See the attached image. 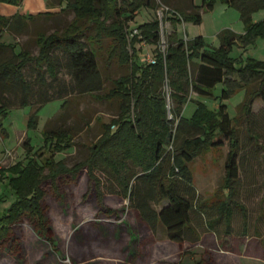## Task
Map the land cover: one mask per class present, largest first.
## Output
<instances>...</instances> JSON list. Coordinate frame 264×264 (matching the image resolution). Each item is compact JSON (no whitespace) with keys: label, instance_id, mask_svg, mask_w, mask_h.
<instances>
[{"label":"trees","instance_id":"1","mask_svg":"<svg viewBox=\"0 0 264 264\" xmlns=\"http://www.w3.org/2000/svg\"><path fill=\"white\" fill-rule=\"evenodd\" d=\"M221 1L239 12L245 28L244 35L225 30L220 33L218 48L208 47L201 36L183 41L174 31L175 24L186 21L200 24L198 11L212 10L213 0H201L200 6L193 5V10L197 12L167 10L165 20L173 30L167 36L164 56L158 50L154 51L153 65L138 63L134 45L144 41L158 46L161 40L159 21L154 19L138 26L140 39L137 36L129 39L128 34L132 29H126L140 6L154 9L151 0H66L63 11L73 13L71 21L61 31H53L48 35L37 33L34 38L36 55L24 49L15 52V44H4L1 37L8 30L21 31L27 22L42 15L23 19L19 16L7 18L0 14V52H10V57L0 62V92L17 91L20 94L18 108L37 105L29 117L28 127L35 128L36 113L44 104L72 94H92L97 100L107 103L116 101L119 109L117 116L110 119L109 123L100 124V135L86 147L88 154L83 161L67 167L63 161H55L51 154L38 162L34 157L36 153L32 155V147L27 142L23 144L29 155L26 163H16L5 171L0 169L7 181L2 189L10 190L15 198L0 213V246L6 242L13 228L26 220L56 248L51 229L44 221L46 192L43 185L50 182L55 188L59 179H75L81 171H85L92 184L96 201L105 217L113 212L103 206V188L107 190L108 187H104L99 174L116 188L112 191L114 195L128 201L129 210L149 231L155 232L157 226H162L170 243L181 245L186 234L193 236L195 231L190 223V214L206 216L211 207H215L217 216L206 221L209 233L215 236V228L221 225L224 236L229 237L233 213L238 211L242 219L241 236L247 234L246 208L234 200L238 194L236 185L243 148L236 127L241 119L247 120L252 114L255 100L264 103V62L248 59L244 65L235 66L226 55L236 41L264 35V21L252 22V15L264 9V0ZM21 2L0 0V3L14 6ZM90 30L94 32L91 39H108L111 43L108 56L117 58L121 66L127 67V73L112 80V87L102 93L103 82L97 69L96 51L89 46L92 43L83 41L85 38L90 39L87 35ZM128 47L133 50L131 54ZM57 52L64 56V64L55 55ZM61 68L72 80L71 86L59 85ZM27 71L34 76H27ZM46 78L59 85L55 93H43L44 87L51 86ZM221 83L226 87L219 94L220 103L215 110L208 109L203 102L195 101L192 115L189 118L183 116L184 106L193 101L191 94L197 97L210 96L211 90ZM164 84L170 89L169 108ZM36 85L39 88L38 97L32 103L30 97L35 95L33 87ZM240 89L245 91V100L240 104V115L233 121L226 112L224 102ZM10 109L0 100V126L1 118ZM0 134L4 132L0 130ZM258 138L248 129L249 145L255 148ZM44 139L45 146L54 153L74 147L73 135L64 129H45ZM222 140H226L228 145L221 187L226 194L209 204H195L196 190L188 165L202 151L221 148ZM164 201L167 204L156 211L154 205ZM128 245L135 248L128 253L130 262L138 255L139 241L132 239ZM194 264H202V261Z\"/></svg>","mask_w":264,"mask_h":264},{"label":"rangeland","instance_id":"2","mask_svg":"<svg viewBox=\"0 0 264 264\" xmlns=\"http://www.w3.org/2000/svg\"><path fill=\"white\" fill-rule=\"evenodd\" d=\"M153 8L140 6L133 20L127 23L126 29H134L154 19L159 21L161 39L166 50L167 36L173 30L166 21L167 10H178L184 13L197 12L193 5L200 6L201 0H151ZM65 8V7H64ZM201 23L191 21L178 22L174 26L179 39L189 41L197 36L204 39L211 48L220 45V33L229 30L237 35H244L245 28L240 20L239 12L227 6L221 0H213L212 10H199ZM41 17L29 21L21 31L8 30L2 34L1 42L15 44V51L19 48L27 50L32 55L37 54L34 38L37 33L44 35L53 31H61L73 17L69 10L57 13H42ZM47 15V16H44ZM35 17V16H34ZM264 21V9L252 15V22ZM90 39H84L97 54V69L102 80L101 93L112 87L111 81L127 73V67L121 66L117 58H110V41L106 38L91 39L92 30L87 32ZM137 36L140 39L139 35ZM133 36H131V39ZM17 44L19 46H17ZM139 64H148L146 56L154 58L156 45L140 41L134 45ZM128 52H133L128 47ZM165 54V52H164ZM60 63L65 59L62 53L55 54ZM10 52H0V62L7 60ZM226 57L235 66L244 65L248 59L264 62V35L252 37L244 41H236L227 52ZM27 76H34L27 71ZM59 85L68 87L72 80L61 68L58 74ZM51 86L44 87L43 93H55L59 85L46 78ZM225 84L221 83L211 90L207 97H197L191 94L193 101L187 102L183 109V116L189 118L195 109V101L205 103L208 109L215 110L220 103L219 94ZM35 95L30 97L36 102L39 88L34 86ZM40 88V91H42ZM167 107L171 105L170 89L163 85ZM13 92V91H12ZM99 92V93H100ZM20 94L17 91L0 92V100L11 107L1 118L0 130V169L6 170L16 163L25 164L29 155L23 148L24 143L32 147V155L38 162L41 159L54 156L55 161H63L67 167L83 161L87 157L86 147L90 146L100 135L101 123H109L117 116L119 109L116 101L107 103L99 101L92 94H72L62 99H54L44 104L36 113L35 128L28 127L29 117L34 113L37 105L18 108ZM245 100L243 89L235 91L224 102L226 112L234 121L240 115L239 107ZM64 106L62 107V104ZM64 129L74 137V147L61 153H54L45 146V129ZM237 136L243 148L239 158V181L236 185L235 201L245 206L247 211L248 232L242 237V219L238 211L233 213L231 235L225 237L223 226L215 228V236L209 233L205 226V219L217 216L215 207H211L209 214H190V223L195 233L186 234L181 245L167 241L164 228L157 226L155 232L137 220L135 214L129 210L128 201L123 200L112 191L116 188L99 174L104 185L103 206L112 210L113 214L105 217L96 201L92 184L88 181L85 171H81L75 179L64 177L59 179L54 188L50 182H45L44 221L51 229L56 248L34 230L33 225L24 220L16 225L12 233L0 246V264H264V103L255 100L252 114L247 120L241 119L237 125ZM248 129L258 135L257 146L248 143ZM228 151L226 140H222L221 148H210L202 151L194 161L188 165L193 177L197 200L195 204L211 203L223 198L226 192L221 187L224 179L225 156ZM41 155V158L40 156ZM5 175L0 173V213L14 201V194L7 188ZM167 204L166 201L154 205L159 211ZM207 209V208H206ZM209 217V218H208ZM139 241L138 255L128 259V253L135 248L128 245L129 241ZM128 245V247H127ZM127 247V249H126ZM260 257L259 260L254 259Z\"/></svg>","mask_w":264,"mask_h":264},{"label":"crops","instance_id":"3","mask_svg":"<svg viewBox=\"0 0 264 264\" xmlns=\"http://www.w3.org/2000/svg\"><path fill=\"white\" fill-rule=\"evenodd\" d=\"M65 5H66V0H22V2L18 6L0 3V14L7 18L19 16L23 19H26L28 16L36 17L37 15L42 14V13H53V14L58 13L59 14L64 9ZM17 46L19 45L17 44ZM19 51H20V48H19ZM195 214H196L195 215L196 218L199 219L200 218L199 213H195ZM207 220L209 219H205V226H206ZM261 240H264V239L263 238L260 239V244L262 246L263 241ZM262 249H264L263 246H262ZM254 259L259 260L260 257L257 256V258H254Z\"/></svg>","mask_w":264,"mask_h":264},{"label":"built area","instance_id":"4","mask_svg":"<svg viewBox=\"0 0 264 264\" xmlns=\"http://www.w3.org/2000/svg\"><path fill=\"white\" fill-rule=\"evenodd\" d=\"M135 35H139V30L137 28L132 29V31L128 34V37L130 39L131 36L134 37ZM157 48H158V51L164 56L165 48H164V42L162 39L160 40V43L158 44ZM146 58H147L146 62L149 65H153L155 63L154 58L149 57V55H147Z\"/></svg>","mask_w":264,"mask_h":264}]
</instances>
